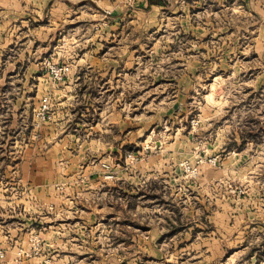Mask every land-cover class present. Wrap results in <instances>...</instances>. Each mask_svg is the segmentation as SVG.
<instances>
[{"label":"rangeland","instance_id":"374dc122","mask_svg":"<svg viewBox=\"0 0 264 264\" xmlns=\"http://www.w3.org/2000/svg\"><path fill=\"white\" fill-rule=\"evenodd\" d=\"M27 2L0 0V264H264V1L193 3L188 82L154 80L186 55L174 39L185 17L141 21L127 34L140 44L130 79L111 82L123 99L97 98L113 113L90 110L97 100L80 92L94 82L80 91L71 64L55 75L78 50L47 53L57 16Z\"/></svg>","mask_w":264,"mask_h":264},{"label":"crops","instance_id":"0c3cea01","mask_svg":"<svg viewBox=\"0 0 264 264\" xmlns=\"http://www.w3.org/2000/svg\"><path fill=\"white\" fill-rule=\"evenodd\" d=\"M23 0H19L21 4ZM28 1V2H27ZM203 0H43L41 8V16H53L56 15L57 22L55 23L56 32L62 35L63 38L59 36L57 43H48L46 46V52L53 51H67L74 49L78 50L76 56L72 61L59 60L55 61L57 63H68L72 65V69L69 72L68 79L73 77L74 82L84 87L83 81L87 80L94 82V88L88 91L80 92L83 96L95 97V100L99 97L105 96V94H110L109 92L118 93L116 96L124 97V84L121 87L117 84L116 88L111 82L114 81H129L130 75L129 71L123 72L125 67L129 65V57L127 53L129 52L130 46L132 50H138L140 47L139 42L128 41L127 34L134 31V27H137V36L142 33L144 27L140 25V22H144L148 18H152L154 13L157 14L162 10H170L171 14L176 16L180 15L185 17V26H180L179 30H175V41L180 39H185V49L186 55L181 57L178 61L175 60V70L173 74L169 77H164L161 74H157L154 78L155 81L162 79H178L192 81L194 75V38H195V28L193 24V10L194 2ZM219 1V0H218ZM250 1H264V0H250ZM29 4V0H26ZM27 6V5H26ZM258 6L254 8L257 11ZM261 14H264V6L261 10ZM29 14V13H28ZM264 20V19H263ZM137 23L138 25H136ZM142 27V28H140ZM155 28V27H154ZM83 30L89 31V37L87 39L79 38L78 33ZM130 30V31H129ZM261 32L259 31L257 38L262 37L264 34V22L261 27ZM157 31V30H156ZM200 32V31H196ZM202 32V30H201ZM181 33V36L178 35ZM204 40V36L201 37ZM63 41V42H62ZM224 41V40H223ZM171 45H174L172 42ZM189 51V53H188ZM51 55L47 56L45 60L51 58ZM50 57V58H48ZM29 60V58H28ZM54 60V58H53ZM47 61H44L46 63ZM264 63V60H263ZM33 64V62H31ZM225 64V62H223ZM227 64V62H226ZM236 65L234 61L229 63V66ZM178 65H180V70H178ZM125 66V67H124ZM122 67L121 71H118ZM89 68L93 71L86 77L87 74L83 73L82 70ZM78 70V71H77ZM76 71V72H75ZM221 75V74H220ZM230 75L236 76L234 72ZM262 78L261 87H264V71L260 75ZM258 80V76L255 75V80ZM71 81V80H70ZM99 82V83H98ZM101 82L104 85L101 86ZM110 84V85H108ZM99 86V88L97 87ZM258 84L254 83L253 86L250 85L246 90V95L256 96L257 95ZM74 95H78L75 93ZM96 103H91L90 110L100 111V112H111L118 110L115 108L117 103L102 104L99 100ZM121 110H125V104L121 102ZM83 107V106H81ZM78 108V106L76 107ZM96 125L98 122H95ZM94 127V125L92 126ZM50 153L49 148H42L41 151L37 152V155L41 158L47 157ZM32 152H27V158L33 157ZM87 176L89 179L97 180L101 179L104 174V170L100 163L95 164L91 171L87 170Z\"/></svg>","mask_w":264,"mask_h":264},{"label":"built area","instance_id":"2783aa9c","mask_svg":"<svg viewBox=\"0 0 264 264\" xmlns=\"http://www.w3.org/2000/svg\"><path fill=\"white\" fill-rule=\"evenodd\" d=\"M69 69V65L68 64H61V65H58L56 67H54V72H55V75L58 76L59 78L62 77L63 74H65V72ZM47 107V102H44L43 105H42V112L45 110V108Z\"/></svg>","mask_w":264,"mask_h":264}]
</instances>
